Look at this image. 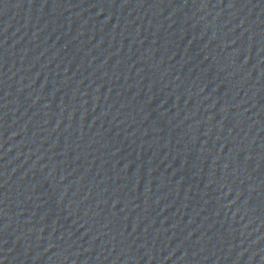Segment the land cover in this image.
<instances>
[{
    "label": "water",
    "instance_id": "water-1",
    "mask_svg": "<svg viewBox=\"0 0 264 264\" xmlns=\"http://www.w3.org/2000/svg\"><path fill=\"white\" fill-rule=\"evenodd\" d=\"M262 0H0V108Z\"/></svg>",
    "mask_w": 264,
    "mask_h": 264
}]
</instances>
